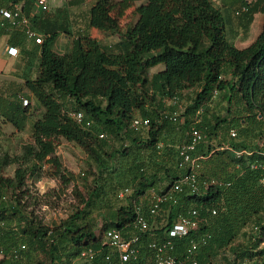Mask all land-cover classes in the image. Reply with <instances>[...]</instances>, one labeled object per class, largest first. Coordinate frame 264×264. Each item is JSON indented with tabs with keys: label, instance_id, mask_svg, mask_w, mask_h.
<instances>
[{
	"label": "trees",
	"instance_id": "16d2710c",
	"mask_svg": "<svg viewBox=\"0 0 264 264\" xmlns=\"http://www.w3.org/2000/svg\"><path fill=\"white\" fill-rule=\"evenodd\" d=\"M20 1L0 0V9ZM120 1L142 2L136 22L124 31L110 14L111 0H96L88 10L89 28L118 36L117 43L105 48L89 35L78 36L68 53L59 54L53 49L58 33L49 34L40 45L36 77L24 81L36 105L27 100L9 102L7 109L0 105V136L2 124L28 131L18 153L0 145V264H47L35 259L36 254L48 264H72L81 250L100 247L106 229H117L129 238L134 233V207L146 212L149 191L170 193L184 172L177 167V148L188 141L193 126L207 138L197 151L204 157L199 191L172 193L173 199L158 215H147L157 226L142 235L137 264H146L152 255L147 245L161 240L175 220L191 210L197 213V228L173 239L172 255L183 264H188L191 242L199 243V264H212L217 257L225 264H264V170L259 166L264 163V20L255 40L238 49L227 38L221 9L229 7L224 0H219L222 8L212 0ZM240 4L233 10L236 18L246 15L249 24L255 10L246 0ZM245 6L247 12L237 15ZM10 28L4 24L0 33L12 32ZM159 65L162 69L148 77V71ZM193 89L197 92L191 105L176 121L170 120L176 111L173 105ZM215 91L228 104L227 115L232 104L242 105L245 117L258 129L254 137L262 147L240 141L228 143L232 150L224 148L225 134L234 125L227 117H208ZM167 102L174 104L167 107ZM70 112H81L82 123ZM243 118L237 123L251 128ZM143 119L149 120L148 127L135 129L133 123ZM59 139L77 145L89 157L91 171L84 177L91 179L92 190L76 193L81 209L75 215L47 227L26 210L24 199L30 197L27 180L33 168H47L51 178L65 185L71 182L55 155ZM233 150L250 154L237 156ZM12 166L13 174L7 175ZM122 188L131 189V194L120 201L117 192ZM100 199L106 202L96 236L93 221L85 220V208ZM241 234L244 241L238 242ZM83 264L108 263L98 257Z\"/></svg>",
	"mask_w": 264,
	"mask_h": 264
},
{
	"label": "rangeland",
	"instance_id": "374dc122",
	"mask_svg": "<svg viewBox=\"0 0 264 264\" xmlns=\"http://www.w3.org/2000/svg\"><path fill=\"white\" fill-rule=\"evenodd\" d=\"M212 1L216 6H220L219 0ZM111 2L114 5L110 10V14L116 20L120 31H124L127 27L133 25L136 22L138 18L136 9L142 3L141 1L122 3L120 0H111ZM224 2L228 5V9H231L233 18H236L237 16L234 13L235 11L233 10L240 9L241 0H224ZM46 3L48 4V7L52 6V0H47ZM92 3L93 0H90L84 5H72L68 9L71 13V17H74L75 13H79L80 11L84 13V11H86ZM260 4L264 5V0H262ZM225 9L222 8L221 10L223 11L224 16L227 17ZM254 10L256 15L254 21L255 23L252 27V33H254L255 30L258 31L261 28L260 23L262 22L263 18V14L259 11V9ZM245 16L246 15L239 16L241 17V24L243 25L247 23V21L245 20ZM231 21L232 20L227 22ZM75 34L76 28H73V25H71L70 34H67L66 36L70 37ZM99 35L103 34L99 32ZM104 36L103 38H106L105 41L111 40L110 36ZM159 68L160 66H156L155 68L150 69L148 71V77L158 71ZM196 92L197 89L186 91L177 103L174 104L173 102H167L166 105L167 107H172V105L174 104L173 106L176 107V112L181 114L185 108L191 105ZM227 107L228 104L221 100L220 96L218 95L208 105L206 113L210 119L216 116H218L220 119H224L226 117V119H233V123H231L234 125V128L238 130V133L241 131V133H239L240 141H244L247 147L256 146L259 143V139L256 136L254 137V134L257 133L258 129L255 125H253L254 123H252L250 118L247 119L245 117L246 113H244L242 105L232 104L230 107L229 115L226 114ZM65 108L68 109V106H65ZM201 115L202 114H199V118H197V121L200 120ZM37 116V114H34L35 118ZM237 118L247 119V121L250 122L251 128H248L244 124L237 123ZM10 128V130L7 129V127L5 128V135L3 137H0V145L3 146L4 149L8 150V152L14 154L20 151L21 145L27 140V132L25 131L22 135L15 136L13 133H11L12 131H14V128H12L11 126ZM225 135L227 136V134ZM57 143L58 146L55 155L61 161L62 166L68 176L71 177V182L65 185L59 180L51 178L50 172L49 170H47V168H43V170L41 171L35 170L33 168L32 175L27 180L30 197L24 199L26 210L33 211L34 216H36L41 221V223L47 227L59 225L62 221H65L70 216L75 215V213H77V211L81 209V204L79 201L80 199L77 197L76 193L85 195L92 190L91 179L87 178L85 180L84 177V173L91 171V162L89 157L80 147L73 143H68L63 139H59ZM13 170V166L7 168L6 174L12 175ZM109 199H111L112 201V195L109 196ZM105 202L106 199H100L96 205L90 208H85V215L87 216L85 220L90 219L91 221H93V225L95 226L94 235L96 236H99L100 233L99 227L101 224V215L104 210L103 204H105ZM151 225L157 226L154 223H151ZM237 241H244L242 234L238 236ZM34 258L39 261H44L48 264V261H46L41 254H36ZM72 264H83V262L79 259H75L72 261ZM212 264H225V262L223 258L217 257L216 259H213Z\"/></svg>",
	"mask_w": 264,
	"mask_h": 264
},
{
	"label": "built area",
	"instance_id": "2783aa9c",
	"mask_svg": "<svg viewBox=\"0 0 264 264\" xmlns=\"http://www.w3.org/2000/svg\"><path fill=\"white\" fill-rule=\"evenodd\" d=\"M37 5L41 10L46 11L47 5L45 0H36ZM247 7H242L236 14L246 13ZM0 17L3 21H6L11 28L17 29L23 33L27 40H33L35 43H42V39L37 36V32L33 27L31 20L25 16L22 9L18 4L13 5L10 9H0ZM9 55L15 56L17 50L15 48L8 49ZM217 96V92L213 93V98ZM27 101L24 100V104ZM77 123H82L83 115L81 112L68 113ZM179 116L178 112H173L169 115V119L176 121ZM149 125L148 119L139 120L133 123L135 129L146 128ZM86 126H89V122H86ZM103 138V134L98 136ZM227 142L224 148L232 150L228 143L240 142L239 133L236 128L229 129L227 136ZM207 142L206 135L200 131L196 126H193L189 133L188 141L178 146L177 148V167L183 173H180L178 179L174 182L173 187L169 191L170 193L158 194L153 189L149 191V205L146 212L142 207L136 205L134 207L135 217L132 223V229L134 233L125 238L121 231L117 229H106L101 233L100 247L87 248L79 252L78 259L85 263H91L98 257L108 264H137L140 256V247L142 235L147 233L151 227L147 215L149 217H155L162 210L163 205L172 200V193H181L184 189H187L189 193H195L199 191V173H200V161L204 159L203 156L197 154L198 147ZM263 142L258 143L259 147H262ZM213 144V142H212ZM223 149V148H221ZM237 155L250 154L246 150H233ZM256 165H253L254 168ZM260 168L264 170V163H261ZM264 183V177L261 180ZM131 194V189L122 188L117 192V199L125 200ZM213 214L215 212L213 211ZM199 224V219L196 211L191 210L186 216H181L175 220L173 226L166 231V235L158 241H152L147 246L152 251L151 257L147 260L146 264H183L181 261L172 255L174 249L173 239L182 238L188 234L189 231L195 230ZM199 248L198 242H191L186 250L185 261L188 264H199L196 254ZM24 249V246H22Z\"/></svg>",
	"mask_w": 264,
	"mask_h": 264
},
{
	"label": "crops",
	"instance_id": "0c3cea01",
	"mask_svg": "<svg viewBox=\"0 0 264 264\" xmlns=\"http://www.w3.org/2000/svg\"><path fill=\"white\" fill-rule=\"evenodd\" d=\"M89 1L90 0H52V6H47L46 11L41 10L37 5L36 0H21L18 5L22 9L23 14L31 20L32 25L37 32V36L42 40L49 34L55 32L58 33L53 49L57 53L63 54L70 51L72 41L78 36L89 35L90 37L97 39L105 48L110 47L112 44L119 41V38L116 35L112 37L110 36V41H105L106 38H103L104 35H99L97 30L89 28L88 10L96 0H93V3L86 11H84V13L80 11L79 13H75L74 17H71V13L68 9L72 5H84ZM261 1L262 0H246V2L251 3L252 9L257 7V9L263 14L264 5L260 4ZM47 3L46 5H48ZM220 6L218 5L217 7ZM225 10L227 13V17H225L226 21L232 20L226 24V33L229 42L238 49L247 47L255 40L261 30L260 28L258 31L255 30V32L252 33L256 14H253L252 21L249 24L246 23L247 25H243L241 24V18H233L232 11L228 8ZM245 17V20L247 21V16ZM1 20L0 17V21ZM263 20L264 14L262 22L260 23L261 26ZM4 24L10 27L6 22H1L0 27ZM71 25H73V28H76V34L69 37L66 35L70 34ZM40 45L41 43L37 44L33 40H27L23 33L17 29H12V32L0 33V105L2 107H6L7 109V103H18L21 100H27L31 105H36L35 99L25 90L24 81L26 79H34L37 75V61L40 56ZM9 48H15L17 50L15 56L9 55ZM159 66V70H161L162 65ZM38 114L39 112H37V115ZM30 121L31 120L29 119L27 128ZM1 126L2 134L0 137H3L5 128L7 127L9 130L11 128L9 124H2ZM26 132L28 133L27 129ZM11 133L15 136H19L24 132L21 133L14 130Z\"/></svg>",
	"mask_w": 264,
	"mask_h": 264
}]
</instances>
